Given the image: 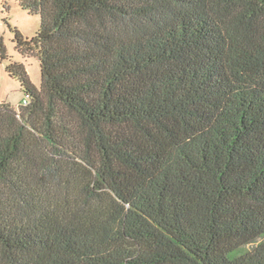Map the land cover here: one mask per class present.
Wrapping results in <instances>:
<instances>
[{
	"label": "trees",
	"instance_id": "obj_1",
	"mask_svg": "<svg viewBox=\"0 0 264 264\" xmlns=\"http://www.w3.org/2000/svg\"><path fill=\"white\" fill-rule=\"evenodd\" d=\"M16 1L0 264H264V0Z\"/></svg>",
	"mask_w": 264,
	"mask_h": 264
},
{
	"label": "rangeland",
	"instance_id": "obj_2",
	"mask_svg": "<svg viewBox=\"0 0 264 264\" xmlns=\"http://www.w3.org/2000/svg\"><path fill=\"white\" fill-rule=\"evenodd\" d=\"M39 24V15L22 10L16 0H0V42L5 47L8 59L23 63L30 81L36 87L40 86L39 61L37 57L23 55L16 49L13 30L17 29L25 37H32L38 30ZM8 59L0 58V103H9L16 108L25 95L19 81L10 77L5 71ZM249 248L251 245L244 247V249Z\"/></svg>",
	"mask_w": 264,
	"mask_h": 264
},
{
	"label": "built area",
	"instance_id": "obj_3",
	"mask_svg": "<svg viewBox=\"0 0 264 264\" xmlns=\"http://www.w3.org/2000/svg\"><path fill=\"white\" fill-rule=\"evenodd\" d=\"M22 103H23V105L26 104L27 103V100L26 99H23L22 100Z\"/></svg>",
	"mask_w": 264,
	"mask_h": 264
}]
</instances>
